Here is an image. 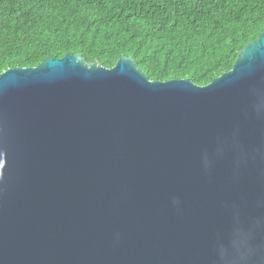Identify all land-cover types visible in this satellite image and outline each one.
<instances>
[{
  "label": "water",
  "instance_id": "1",
  "mask_svg": "<svg viewBox=\"0 0 264 264\" xmlns=\"http://www.w3.org/2000/svg\"><path fill=\"white\" fill-rule=\"evenodd\" d=\"M264 218V32L204 86L80 53L0 73V264H221ZM264 264V227L252 232Z\"/></svg>",
  "mask_w": 264,
  "mask_h": 264
},
{
  "label": "trees",
  "instance_id": "2",
  "mask_svg": "<svg viewBox=\"0 0 264 264\" xmlns=\"http://www.w3.org/2000/svg\"><path fill=\"white\" fill-rule=\"evenodd\" d=\"M264 32V0H0V73L80 53L150 81L209 84Z\"/></svg>",
  "mask_w": 264,
  "mask_h": 264
},
{
  "label": "clouds",
  "instance_id": "3",
  "mask_svg": "<svg viewBox=\"0 0 264 264\" xmlns=\"http://www.w3.org/2000/svg\"><path fill=\"white\" fill-rule=\"evenodd\" d=\"M264 227V218H258L248 229H237L228 244L217 250L221 264H252L255 249L252 244V232Z\"/></svg>",
  "mask_w": 264,
  "mask_h": 264
}]
</instances>
